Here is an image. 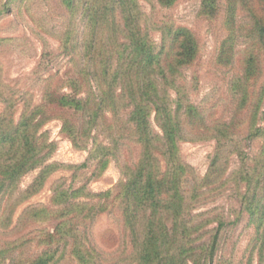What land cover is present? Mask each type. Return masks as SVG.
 <instances>
[{
  "label": "trees",
  "instance_id": "trees-1",
  "mask_svg": "<svg viewBox=\"0 0 264 264\" xmlns=\"http://www.w3.org/2000/svg\"><path fill=\"white\" fill-rule=\"evenodd\" d=\"M140 1L60 0L66 16L55 38L69 69L55 85L56 76L47 77L40 103L27 99L17 119L18 101L0 93V264H264V0H224L227 37L215 61L238 69L202 103L191 101L196 79L185 75L198 57L195 34L149 19ZM176 1L148 0L161 9ZM218 6L201 0V13L213 18ZM237 36L246 46L235 55ZM53 119L74 148L87 151L71 167L92 168L96 179L114 161L120 177L101 192L56 184L50 207L27 205L15 217L61 166L48 161L55 144L41 131ZM254 139L261 145L250 156ZM182 141L214 142L203 176L182 159ZM226 192L234 207L195 212ZM106 212L117 225L108 231L109 250L91 231ZM243 214L250 233L237 259V241L228 254L224 248ZM50 220L51 229H30Z\"/></svg>",
  "mask_w": 264,
  "mask_h": 264
},
{
  "label": "rangeland",
  "instance_id": "rangeland-1",
  "mask_svg": "<svg viewBox=\"0 0 264 264\" xmlns=\"http://www.w3.org/2000/svg\"><path fill=\"white\" fill-rule=\"evenodd\" d=\"M140 3L144 14L149 19L186 27L198 39V57L185 71L188 81L192 77L196 79V89L189 91L191 101L202 103L213 91L221 92L225 88L229 76L238 69L237 62L233 67L225 68L217 65L215 61L221 44L227 37V32L223 27L224 0H218V12L213 18H208L201 13V0H177L171 7L163 9L157 5L151 6L148 0H141ZM65 16V9L60 4V0H0V40H2L0 41V93L12 98L13 101H18L14 107L15 119L19 116L22 104L28 102L27 99H30L33 104L40 103L47 77L55 75L56 77L52 81V85H55L57 79L69 69L68 57L59 53L58 40L55 38L58 27L65 23ZM242 16L245 19L244 11L243 14H238V17ZM40 23H44L42 28H38ZM158 36V33H153L156 40ZM245 46L246 38L237 36L234 40L235 55L240 53L239 50ZM24 92H27V97L23 95ZM2 107L3 103L0 98V110ZM262 109L264 111V105ZM260 124L264 126V115ZM60 127L61 121L53 119L47 122L41 131L46 132L48 140L55 144V149L48 161L61 166L48 177L40 192L18 208L15 217L27 205L50 207L51 189L56 184L72 188L86 184L92 192H101L111 188L119 179V170L114 161H110L96 179H89L92 168L75 169V167H71L81 165L87 156V151L74 148L70 140L60 132ZM154 129H157L155 125ZM260 145L261 141L254 139L247 144L245 151L251 156L259 150ZM213 148V141H182L179 144L182 159L191 165L200 176H203L207 170L208 157L213 152ZM236 164L237 161L232 156L229 170ZM37 171L34 170L26 174L20 182V188L27 187L36 176ZM227 195H230V192L208 202L195 212H206L216 207L225 209L234 207L235 203ZM245 219L246 216L243 214L236 227L227 231L229 238L224 252L228 254L231 251L232 240L237 241L234 249V256L237 259L244 256L249 238L250 230L245 227ZM54 224L55 222L50 220L42 224H34L30 229H51ZM214 225V223L210 224L208 228ZM91 231L97 246L106 250L112 249V247H107L109 245L107 238L108 231H117L113 213L106 212L96 217ZM37 247L33 248V251L40 249Z\"/></svg>",
  "mask_w": 264,
  "mask_h": 264
}]
</instances>
